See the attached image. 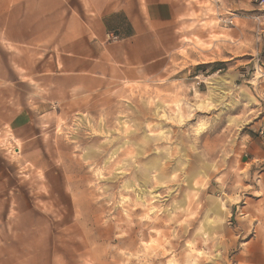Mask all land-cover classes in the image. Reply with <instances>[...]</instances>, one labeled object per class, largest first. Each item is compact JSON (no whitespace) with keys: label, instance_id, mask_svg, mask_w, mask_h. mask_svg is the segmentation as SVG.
Listing matches in <instances>:
<instances>
[{"label":"rangeland","instance_id":"374dc122","mask_svg":"<svg viewBox=\"0 0 264 264\" xmlns=\"http://www.w3.org/2000/svg\"><path fill=\"white\" fill-rule=\"evenodd\" d=\"M191 1L206 36L158 78L69 94L0 79L1 257L264 264V7Z\"/></svg>","mask_w":264,"mask_h":264},{"label":"crops","instance_id":"0c3cea01","mask_svg":"<svg viewBox=\"0 0 264 264\" xmlns=\"http://www.w3.org/2000/svg\"><path fill=\"white\" fill-rule=\"evenodd\" d=\"M211 1L220 13L251 5ZM197 11L191 0H0V79L65 94L145 83L188 37L206 36L192 26ZM0 264L25 263L0 256Z\"/></svg>","mask_w":264,"mask_h":264},{"label":"built area","instance_id":"2783aa9c","mask_svg":"<svg viewBox=\"0 0 264 264\" xmlns=\"http://www.w3.org/2000/svg\"><path fill=\"white\" fill-rule=\"evenodd\" d=\"M251 2L255 5H258L260 7H264V0H251ZM226 24H232V20H226Z\"/></svg>","mask_w":264,"mask_h":264}]
</instances>
